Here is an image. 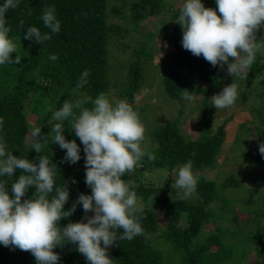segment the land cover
<instances>
[{
  "label": "trees",
  "instance_id": "16d2710c",
  "mask_svg": "<svg viewBox=\"0 0 264 264\" xmlns=\"http://www.w3.org/2000/svg\"><path fill=\"white\" fill-rule=\"evenodd\" d=\"M3 2L0 0V4ZM201 2L205 7L216 9L215 0ZM183 3L184 0H20L19 6L5 15L11 27L10 37L22 57L21 63L0 65V117L4 121L0 136L7 143L8 150L13 151L15 156H27L29 160L38 162L40 154L30 149L28 117L37 114L34 128L41 126V132L47 135L56 121L52 119V112L46 109L58 108L65 100L75 101L86 96L94 99L98 94L105 93L110 98L125 99L138 108L135 93L144 86L145 68L152 58H156L154 43L157 45L159 41L161 54L167 53L168 60L177 67L168 69L161 77L163 88L171 98L182 99L185 89L201 95L200 109L204 119L200 131H210L211 124L206 115L210 106L209 97L224 87L222 68L213 67L203 56L196 57L182 47V28L176 20ZM28 7L32 9L31 15L27 13ZM46 7L55 8L61 22L60 32L52 34V38L42 44L25 39L23 34L29 26L38 27L42 33L49 31L42 21ZM159 14L170 20L163 18L159 28L148 29L147 24ZM21 20L24 21L23 28L19 26ZM257 37L264 41V29L257 33ZM169 46L173 47L171 52ZM124 53H127L125 58L122 56ZM51 54L57 55L58 59L50 60ZM11 55L15 57L16 54ZM85 69L90 72L88 83L77 88L78 78ZM230 79L233 81L232 76ZM235 82L247 83L243 91L238 90L242 100L245 101L257 87L260 89L258 97H264V49L257 53L245 78H236ZM252 82L257 87L251 88L249 84ZM85 106L91 107L90 104ZM258 121L259 127L264 125V114ZM225 122L217 126L214 138L197 139H188L175 120L153 127V122L149 124L151 133H147L144 141L150 146V137L153 145L151 148L142 147H148L147 150L154 153L155 161L150 162L143 157L134 171L122 177L135 185L134 191L143 201L146 218L141 220V225L147 238L137 236L131 241L117 239L110 246L109 256L113 264H230L238 251L240 239L245 249H248L246 243L252 242L251 249H248L250 254L261 258L256 264H264V225L258 219L247 217L245 229L224 226L228 215L233 222L238 221L236 212L231 210L233 203L224 196V191L232 189L239 193L240 179L226 174L214 181L200 174L191 198L177 199V192L181 190L175 187L176 177L171 172L177 173L178 166L188 159L193 161L194 173L215 167ZM63 134L80 146L81 158L76 162L77 167L61 162L66 150L58 144L49 143L41 155L51 156L57 165V184L68 182L69 199L64 205L67 210L80 193L86 194L87 185L83 145L67 121ZM261 143H264V133L260 130L248 147L264 174V157L259 152ZM193 152L195 156L191 155ZM21 171H14L13 179L18 178ZM72 178L76 183L71 182ZM8 179L7 187L11 193L12 178ZM34 190L30 187L26 197L31 198ZM253 195L247 199L264 202V196ZM83 213L82 206L77 204L76 211L67 218H61L58 223L63 227L69 222L79 221ZM225 235L228 239L235 236L237 243L229 241ZM15 249L25 264H36L30 252ZM53 251L60 255L58 264H88L75 244L66 243ZM240 254L239 264H248L249 259ZM9 263L12 262L0 252V264Z\"/></svg>",
  "mask_w": 264,
  "mask_h": 264
},
{
  "label": "clouds",
  "instance_id": "9594fccd",
  "mask_svg": "<svg viewBox=\"0 0 264 264\" xmlns=\"http://www.w3.org/2000/svg\"><path fill=\"white\" fill-rule=\"evenodd\" d=\"M19 3L20 0H4L0 4V65L21 63L22 57L10 37L11 27L5 15ZM215 4L213 9L205 7L201 0H184L176 22L182 28L181 44L185 50L196 57L203 56L213 67L223 68L227 64V73L233 81L211 97L215 109H225L238 98L236 78H245L257 53L264 49V41L257 37L264 29V0H215ZM27 13L32 14L30 7ZM42 21L48 32L29 26L24 38L42 44L60 32L61 22L54 7L44 9ZM23 25L21 20L19 26L23 28ZM49 59L55 61L58 57L51 54ZM89 75L85 69L76 87L85 86ZM182 97L189 104L195 100L187 89ZM88 104L91 107L85 106ZM46 110L52 112V119L56 121L50 132L44 135L41 126L30 129V149L40 154L38 162L13 155L0 136V244L30 252L36 264H58L60 255L53 249L62 248L66 243L75 244L88 264H113L108 249L117 239L147 238L141 225V220L146 218L144 208L138 202L135 185L122 178L134 171L143 157L150 162L156 159L154 153L142 147L145 127L138 108L125 99L100 93L94 99L86 96L75 101L65 100L58 108ZM65 121L83 145L85 184L91 188V194L80 193L67 210L64 205L69 199L68 182L58 185L57 165L51 156L41 155L44 147L55 143L66 150L62 163L75 164L80 160V146L63 134ZM3 123L0 117V127ZM259 152L264 157V143L260 144ZM17 169L22 170L21 174L13 179ZM199 177L200 173L193 171L192 159L179 165L175 187L181 191L177 192V199L191 198ZM8 178H12L11 196ZM71 182L76 183L75 178ZM30 187L35 190L27 198ZM77 204L82 206L84 216L61 227L58 222L72 215ZM89 212L93 214L88 215Z\"/></svg>",
  "mask_w": 264,
  "mask_h": 264
},
{
  "label": "rangeland",
  "instance_id": "374dc122",
  "mask_svg": "<svg viewBox=\"0 0 264 264\" xmlns=\"http://www.w3.org/2000/svg\"><path fill=\"white\" fill-rule=\"evenodd\" d=\"M131 1L132 0H127V2ZM163 18L167 21L170 20L163 14H159L147 24V28H159L162 25L161 21ZM159 44L160 41L157 45L154 43L156 48V58H152V60L146 65V73L145 77H143L144 86H141L139 89L140 91L135 93V104L138 107L140 118L143 117L142 123L145 127V137L150 131V128L148 127L152 122L153 124L151 127L175 120L188 139L205 138L207 136H212V138H214L217 132V126L225 120L224 135L221 141L220 153L216 164L214 165L215 167L207 168L202 171L198 170V172L206 178L213 179L214 181H218L226 174L233 175L241 180V189L239 193H235L232 189H226L224 191V196L231 200V204L233 203L231 210L236 212V217L238 218V221L233 222L229 215L226 217V214L223 213V217L228 219H225V227L232 229L241 226L245 229L244 226L247 225L244 222L247 220V217L256 220L258 219L260 224L264 225V202L258 203L247 199L250 195H253L252 192H254L253 196L255 197L261 198L264 196V174L262 173V169L257 165L258 161H255L251 156L248 147L251 140L257 138L260 130L264 133V125L259 127L258 124V119L264 114V97L262 99L258 97V92H260L259 87H257L254 82L250 83L249 86L251 88L257 87L256 90H252L247 95L245 101L242 100L238 94V98L234 105L225 109H215V107L212 106L211 97L214 94H218L222 89L214 91L209 97L210 106L208 113L206 114L211 124L210 131H200V125H202L204 119V113L200 109L202 96L193 93L195 100L189 104V102L183 98H171L167 94L160 79H162L161 77L166 74L168 69H176L177 67L173 62L168 60L167 53L161 54V48L158 46ZM168 50L171 52L173 47L169 46ZM126 55L127 53H124L122 55L123 58H125ZM222 74V85L225 87L232 82L230 75L227 73V64L222 68ZM246 87V82L239 83V92L243 91ZM36 117L37 114H32L28 117V125L30 129L34 128L33 124L36 122ZM194 117L196 118L193 119ZM148 139L153 142L150 137H148ZM152 142L149 146L147 142L143 141L142 146H149L151 148L153 145ZM146 149H148V147H146ZM73 165L74 167L78 166L77 163ZM171 173L172 176L176 177L177 173L175 171ZM86 194H91V188L89 186H86ZM9 195L11 196L10 192ZM137 199L138 202L143 205L142 199L139 197H137ZM92 214L93 213L91 212L88 213V215ZM225 238L228 239V236L225 235ZM228 240L237 243L235 236H232ZM246 246L248 249H251L252 242L248 241ZM237 248L238 251L235 253L230 264H239L241 261L240 253L245 255L244 257L246 258L244 259H249L248 264H256V262L261 260V258L252 256L254 253L250 254V251L244 248L242 239H240ZM110 251L111 248L108 249L109 255ZM0 252L3 257L12 262L9 264H25L15 248L5 247L3 244H0ZM255 259H257V261Z\"/></svg>",
  "mask_w": 264,
  "mask_h": 264
}]
</instances>
